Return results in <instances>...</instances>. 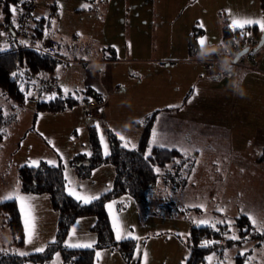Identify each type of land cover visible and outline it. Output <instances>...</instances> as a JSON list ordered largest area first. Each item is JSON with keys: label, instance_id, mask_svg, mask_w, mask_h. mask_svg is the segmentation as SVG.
<instances>
[{"label": "rangeland", "instance_id": "1", "mask_svg": "<svg viewBox=\"0 0 264 264\" xmlns=\"http://www.w3.org/2000/svg\"><path fill=\"white\" fill-rule=\"evenodd\" d=\"M35 1L39 9H44L41 8V6L39 7V4L46 5L50 8L57 5V14H53L49 17L50 20H48V24L45 26V33L56 42L54 46L63 56H69L72 59L83 57L87 55V53L94 52V49L96 50L97 47H99V42H106L108 45L112 44L115 46L114 48L111 47L110 50L115 52L119 59L112 63V68L124 92H120L119 94L122 96L117 101L111 103L113 115L111 116L110 114L107 118L103 117V120L98 123L100 125L99 130H97L96 127L94 128L97 135V142L100 145L103 155L104 148L100 142L101 135H103L105 142L109 146V152L111 150L110 134L115 135L119 139L116 133H120L126 140H130L137 145L146 116L152 114L150 111L152 104H149V89L152 87L157 91L161 89L165 91V88H167L166 80L169 82L168 88H172L179 79L178 75L180 74L178 70H176L174 66H170L174 69L165 68V65H168L165 64V62L157 63V61H155L148 64L131 60L130 58L144 59L146 56H149L151 52L152 56H155V58L171 55L174 51H167V49L177 48L181 50L183 46L186 45V41L183 39L185 38L187 40L188 32L195 33L194 35L199 38V36H203L202 31L204 29H206L207 36L204 35L203 37L206 38V44L209 45L207 47L208 49L211 48L210 42H216L215 36L220 34V32H217L219 29L217 28L216 30L218 24L219 26H222V24L225 25L227 22L230 24V21H232L234 17L243 18L241 16L242 13L244 18H264V15L258 8V0ZM82 5H89V7L85 8L82 7ZM12 6L14 5L11 4V7ZM152 7L155 8V10L153 9L155 13L156 9L163 11L162 14H156L157 19H149L142 13V11H151ZM16 8L18 9V7ZM37 8V13L40 11V13H44ZM11 17L14 18L15 16L12 15ZM225 18L227 19L225 20ZM3 21L4 13L1 12L0 9V22ZM52 21H55L54 25ZM139 22L143 23L140 25ZM201 23L204 25L203 28L199 26ZM12 26L17 32L16 21L15 23L12 22ZM248 26L251 27V31L246 32V34L254 38V43H257V51H255L259 52L258 50L261 46V42L264 39V31H261L257 24L246 25V27ZM255 26L256 29L254 32L252 30H254L253 28H255ZM151 28H155V36H151ZM138 29H144V37H142L139 32V35H137V50H135L133 44H130L131 48L134 49V53L130 52L131 55L126 56L127 48H129L127 46H129L128 44L130 43L129 37L131 35L132 42H135V32ZM30 33L27 38H23L25 41H28L31 37ZM77 33L80 35H77ZM15 38H17L15 41L16 43L22 40L19 33H16ZM151 39H153L152 42ZM165 41L173 44L168 47L165 45ZM151 44L152 46H150ZM218 45L221 48H219V50L227 46L224 43L221 45L218 43ZM106 47L108 46L99 48L101 52H106V54H108L110 50ZM165 47H167L166 50ZM103 49L105 51H103ZM210 52L213 51L209 49L207 53ZM224 53H228V51ZM98 54H100L99 50ZM250 58L252 62L254 56L251 55ZM161 61L163 60L161 59ZM231 61H227L228 64L226 63V65H236L229 63ZM61 65L60 62L56 68H59ZM77 66V73H79V67H82V64L77 62L64 64V70L66 72H71L74 81L78 80V77L75 76L76 71H74ZM79 76L80 78L82 77L81 73H79ZM22 86H24V83H22ZM28 92H31L33 95L25 101L24 105L18 107H12L6 99L2 98V100L0 98V108H2L3 112L5 114H14V121H11L5 127V139L2 142L3 149H5V151H10L11 148L17 150L13 154L15 157L10 160V165L8 164L6 166L7 163L6 161L4 162L6 166L5 169H3L2 163H0V178L3 176L1 179H3V185L5 186L4 189L0 187V198L17 186L13 165L16 162H25L32 165L31 161L34 160L39 163L43 161L47 164H49L48 161L54 160L57 165L61 166L65 181L64 190L67 194L69 182H71V187L73 189L84 195L100 196L110 190L112 184L110 187L106 188L103 182L97 183L100 178H102V180L107 178L105 171L97 172V167L111 165L110 162H102L91 168L89 173L84 176L78 175L76 166L73 164V160L76 159V162L81 166V170H85L87 166L80 158L74 155L79 152L84 155H87L89 152L91 153L90 132L92 130L89 128L91 121L82 119L81 105L76 104L73 107L71 106L69 110L63 114H59L61 116L58 117L56 113L49 114L44 111H38L41 114L38 115L37 122L34 124L33 113L34 111L35 113L37 112L34 108L36 107L35 101L37 99H48L52 94L39 93L38 88L36 89L32 86H29L25 94ZM76 120H78L80 124H78ZM139 121L143 122L139 123ZM18 142H20V144H18ZM120 144L123 145L121 140ZM176 160L180 161L179 158ZM65 162L67 163V170H65L64 167ZM225 162V158H222V156L218 157L217 167L219 170ZM108 169V171L111 170L110 168ZM162 171L165 172V170ZM66 174L68 176L67 180L65 179ZM191 176L192 175L189 174L187 179L180 185L176 184L177 182H173L172 180L174 178L171 176L159 179L158 183L161 185L155 186L150 196L143 201L133 199L128 193H122L117 197L106 200L105 205L112 201L117 202L113 208L114 213L120 218L125 230L132 232L133 235L139 237V239H123H131L134 241V248L129 257L124 256L117 248L106 246L99 247L95 244L93 246V264H144L143 253L145 251L148 253L147 264H184L190 252L185 240L189 234L190 228L193 225L197 226L194 221L201 219L210 220L212 222L218 220H231L233 221V228L231 231L228 229V235H231L233 232L239 235L238 232L240 230L234 225V217L239 213V210L241 212L242 209L247 211L246 216L252 215L258 220H264V213L260 215L250 210L255 208L261 209V205H254L255 208H252L249 206L243 207L244 205H239L238 203L235 205L225 204V201L222 200H219L221 203H218L216 200L206 201L203 195V192L205 193L206 191H200L198 193L200 195H197V199V188L194 194H191ZM218 176L220 177L221 175L217 174L212 177L217 178ZM173 185L176 188L180 187V190H175ZM182 188L187 189V193L184 194ZM153 194L154 196H152ZM179 194L181 196H179ZM234 196L236 199L238 198L236 193ZM72 197L75 198L74 196ZM156 200L158 203H156ZM234 200L235 199H232L231 201L235 202ZM246 201L250 202L248 198ZM16 203L19 205L17 201ZM199 204H203L204 208L190 206ZM105 209L112 227L111 216L109 215L108 209L106 207ZM217 209H223L224 211H218ZM42 215L43 213H40V216ZM56 215V221L58 222V213H56ZM82 217L76 218L69 226V230L73 229V227L76 228L75 236L71 238V242H87L94 239L97 243V233L92 227L95 225L96 216L86 215ZM21 219L23 221L22 216ZM42 220V224L39 226V237H33L32 243L29 244L25 243L26 236L24 234V245L17 246L12 243L10 231L2 224V218L0 217V251L15 252L17 254L24 252L28 254L37 252L35 249L38 247H43L45 250L48 244L47 242L56 239L57 225L56 231L52 234L53 239H48V241H46L47 239L45 240V236L42 233L45 232L47 225L44 219ZM34 221H36V219ZM77 221H79V223L80 221L83 222L79 224ZM220 225L223 226L224 229L228 228L227 223L217 224L216 228H219ZM69 230L66 234V236L69 237L68 241L70 240ZM113 235L115 238L114 230ZM50 236H48V238H50ZM43 239L45 241H43ZM255 240L256 239H254L250 245L247 243L244 245L224 247L221 251L211 252L207 257L213 256V253L215 254L211 264H220L221 261H223V264H234L235 255L243 251L247 254V261H249V264H264V249L262 248V243L255 246L254 244L257 243ZM65 242L64 239V246H66ZM97 252L101 253L99 260H97L96 257ZM57 253H59V260H57ZM22 264H63V258L60 251L57 250L53 252L50 258L29 260ZM207 264H209L208 260Z\"/></svg>", "mask_w": 264, "mask_h": 264}, {"label": "crops", "instance_id": "2", "mask_svg": "<svg viewBox=\"0 0 264 264\" xmlns=\"http://www.w3.org/2000/svg\"><path fill=\"white\" fill-rule=\"evenodd\" d=\"M33 1L37 8V2L35 0ZM40 6L44 9H37L42 10L44 13H40L41 11L37 13L35 8V15L45 14L50 9V7L46 5L39 4V7ZM56 7L57 5L54 6V9ZM258 8L264 15V11L259 4ZM153 9L155 10V8L152 7L151 11H142V13L149 19H157L156 16L162 14L163 11L156 9L155 13ZM241 16L244 18L243 13ZM226 19L227 18H225V20ZM1 23L2 22H0V26L2 25ZM142 23L143 22H139L140 25ZM230 24L227 22L228 26ZM223 26V24L222 26H219V24L216 26V30L218 28L219 31L217 32H220V34H216V42H210L211 48L207 49L209 45L205 44L203 49L206 53L209 49L216 53H223L222 55H218L215 63H204V56L200 54L201 48L198 44V40L201 36L197 38V50L193 54L189 52L187 36V40L185 38L183 39L186 41V45L183 46L181 50L177 48L167 49V47H165L167 51H174L171 55L155 58V56H152L151 52L150 55L146 56L144 59L134 57L130 59L148 64L155 61H157V63L165 62V64H168L165 65V68H172L170 66H174L180 74L178 75L179 79L176 81L177 83L174 84L172 88H168L169 82L166 80L167 88H165V91L162 89L157 91L152 87L149 89V104H152L150 108L152 114H149L153 117L149 143L152 140L153 129H155L157 141L151 146L164 145L163 147L176 148L182 153L181 160H183L181 162L179 161V165L174 166L169 163L165 167V170L171 173L169 176L174 178L172 181H176V184L180 185L187 179L188 175L191 174V194H194L197 188L196 196L200 195L198 194L200 191H206L205 193L203 192L206 201L216 200L218 203H221L219 200H222L225 201V204L235 205L238 203L239 205H244L243 207L249 206L252 208H255L254 205H261V209H250L254 213L257 212L261 215L264 213V39L261 42V46L258 50L259 52H256L257 43L248 50L249 52L247 51L248 54L250 53L249 55L254 56L252 62L251 60L246 62L248 65H226V63L222 62L224 59L223 56H225L224 52L229 50L232 41L224 42ZM143 31L144 29H138L135 32V42H132L131 35L129 37V44H133L135 50H137L138 47L137 35H139L140 32L141 36L144 37ZM155 32V28L150 29L151 36H155ZM187 34H189V32ZM204 35H206V29L203 30V36ZM21 41L25 40L22 39ZM21 41L19 43L14 42V45L19 47L18 45L22 44ZM152 41L153 39H151V42ZM165 42V45L168 47L173 44L168 41ZM218 43H220V45L224 43L227 46L219 50L220 47ZM110 45L106 42L98 43L99 47L108 46L106 47L108 50H110L111 47H115ZM150 46H152V44ZM8 47L9 43L3 42L0 45V49H2L0 51H5ZM99 47H97L96 50L94 49V52L87 53V55L75 59L69 56H63L55 47L56 53L58 54L57 56L61 58L62 65L59 67V72H57V68L55 69L53 77H44L58 87V89L56 88L52 93L59 94L60 96L71 95L75 98V103H73L72 107L76 104L81 105L83 120H86L84 117L83 105L87 101L84 97H88V99L91 98L98 102L95 118L87 119L91 121V124L89 123L90 129H94L96 124L103 120V117L107 118L110 114L111 116L113 115L111 103L117 101L122 96L119 94L120 92H124L112 68V63L119 59L117 58V54L114 52L112 57L111 50H107L109 53L106 54V52H101ZM98 50L100 54H98ZM103 51L105 50L103 49ZM130 52L134 53V49L131 47L127 48V54L125 53L126 56H130ZM161 59L163 61H161ZM71 62L82 64V67H79L81 78L79 73H77L78 66L74 69V71H76L75 76L78 77V80L75 81L71 72H66L64 70V64H69ZM57 77H59V79H57ZM36 82L40 85L42 80H36ZM61 86L69 88L70 93L66 95ZM32 87L38 88L39 93L45 94L41 85L38 86L33 84ZM89 88H92L95 94L90 95L85 91ZM77 97L82 99H78ZM0 98L6 99L10 105L14 107L13 101L10 99L11 102L9 98L3 94L1 89ZM34 108L37 110L36 107ZM70 108L71 106L58 111L44 112L49 114L56 113L58 117L61 116L59 114H63ZM38 111L36 113L34 111L33 113L34 124L37 122L38 115L41 114ZM78 120L76 121L80 124ZM4 139L5 135L0 139V163H2L3 169H5L8 164L10 165V160L15 157L13 154L17 151L15 149L13 150V148H11L10 151H5L2 145ZM18 144H20V142H18ZM219 156L226 159V162L220 167V170L217 167V159ZM5 161L7 163L6 166L4 164ZM197 161H199V163H197ZM205 164L208 165L206 166ZM20 165L29 164L25 162H16L13 165L16 181L17 168ZM111 165L97 167V172L105 171L107 174L105 180L100 178L97 182H103L106 188L113 184L115 177V169L114 166ZM185 165H187V167H185ZM108 168L111 170L108 171ZM193 169H195V172H193ZM160 172L161 170L159 173ZM217 174L221 176L217 178L212 177ZM1 178L0 187L4 189L5 186ZM160 185L161 184L157 182L156 186ZM174 188L175 190H180V187ZM182 190L184 194L187 193V189L182 188ZM19 192L21 195H31L35 198L28 201L32 209L31 214L34 220L36 219V221H34L35 231L33 237H39V226L42 224V219H44L47 228L42 234L45 236V240L47 239L46 241H48V239H53L52 234L56 231L57 225V211L51 207L49 195L47 193H26L20 190ZM235 193L238 195L237 199L234 196ZM149 196L150 194L148 197ZM152 196H154V194ZM179 196L181 195L179 194ZM247 198L250 202L246 201ZM232 199H235V202L231 201ZM156 203H158L157 200ZM17 206L19 208V205ZM40 213H43V215L40 216ZM239 214L247 215V211L242 209L241 212L239 210L237 215ZM21 222L24 229V222L22 219ZM81 222L83 221H80L79 224H81ZM71 232L72 229L69 230V234ZM48 236H50V238H48ZM68 238L69 237L66 236L65 241H68ZM45 240L43 239V241ZM252 241L253 240L245 241L241 245L247 243L250 245ZM260 243H262L261 245L264 249V241ZM254 245L256 246L257 244L255 243Z\"/></svg>", "mask_w": 264, "mask_h": 264}, {"label": "trees", "instance_id": "3", "mask_svg": "<svg viewBox=\"0 0 264 264\" xmlns=\"http://www.w3.org/2000/svg\"><path fill=\"white\" fill-rule=\"evenodd\" d=\"M27 1L29 0H0V9L4 13V21L1 24L8 25L13 29L12 22L16 21L18 14L21 13ZM258 2L264 11V0H258ZM11 4L18 7L14 18L11 17L12 14L9 11ZM56 11V8L54 9V6H52L45 14L33 15L31 24L28 25L27 29V32H31L32 35L30 42L34 39L37 43H41L48 37L45 33V26L48 24V20H50L49 17L57 14ZM36 17H40V19H36ZM250 29L251 27L248 26L244 27L243 30L239 28L233 30L225 24L222 29L223 40L224 42H230L251 31ZM253 29L255 30V28ZM194 34L191 32L188 34L190 54H193L197 50V36ZM53 49L54 55L33 47H19L13 51H0V89L5 96L13 101L14 107L24 105L25 92L29 88V83L25 81L24 86H22V82L18 81L17 76L14 78L11 74L16 72L18 75L23 72L27 79H33L34 81H44L45 76L53 77L55 68L61 62V58L57 56L55 46ZM111 53L113 57L114 52L111 51ZM21 87H23L24 91H21ZM56 88L58 89V87ZM85 91L90 95L95 94L92 88ZM84 98L89 100L88 97ZM73 103H75L73 96H60L56 94L55 99L37 100L36 109L37 111H58L72 106ZM12 114H5L0 108V139L5 135L6 125L14 121V114ZM152 120V115L146 116L143 130L135 149L123 147L120 144V140L115 135L110 134L111 150L108 156L102 154L100 145L97 142V135L94 129L91 128V156L80 152L74 155L80 158L87 166L85 170H81V166L76 162V159L73 160L76 172L80 176L87 175L91 168L105 161L110 162L115 169V177L111 189L100 195V198L91 204L84 205L65 192V181L61 166L57 165L53 167L43 161L38 166L20 165L17 168L19 190L26 193H47L49 195L51 205L58 213L57 235L54 242H49L43 252L20 255L15 252L0 251V264H22L29 260L50 258L53 252L57 250L61 253L63 264H93V247L70 248L63 244L71 223L76 218L86 215L96 216L95 225L92 226L98 237L96 246L117 248L124 256H131L134 241L131 239L117 241L114 238L110 220L105 209L106 200L117 197L122 193L130 194L137 201L145 200L157 185L158 180L171 174L168 170H165V167L169 163L174 166L179 165L183 160H181L182 153L178 149L161 146H151V155L145 159L149 147ZM177 158L180 159L179 163H176ZM156 168H159L161 172L157 173L155 171ZM162 170H165V172ZM0 217L2 218V224L10 231L12 243L17 246L23 245L24 229L15 200L0 203ZM234 219V225L240 230L238 232L239 235L242 234L244 228L248 229L246 239L239 241L227 240L224 233L228 232V228L224 229L221 225L215 229L207 225H193L185 240L190 252L184 264H207L206 258L213 251H221L224 247L241 245L245 241L254 239H256L257 245L264 241V236H261L252 228L251 222L245 214H239ZM204 240L219 241V243L201 247V243ZM246 260V253L244 255L238 253L235 255L234 264H245Z\"/></svg>", "mask_w": 264, "mask_h": 264}, {"label": "snow or ice", "instance_id": "4", "mask_svg": "<svg viewBox=\"0 0 264 264\" xmlns=\"http://www.w3.org/2000/svg\"><path fill=\"white\" fill-rule=\"evenodd\" d=\"M82 7H89V5H82ZM9 11L11 12V14L13 16H15L17 14L18 9L15 6H12ZM36 19H40V17H36ZM13 23H15V21H13ZM52 24H55V21H52ZM252 24H257L259 25L261 31H264V18L261 19H250V18H233L231 21V24L229 25L230 28H232L233 30L239 28L241 30L244 29V27L246 25H252ZM201 28L204 27L203 23H201L199 25ZM47 34V33H46ZM4 35V33H0V36ZM77 35H80L79 33H77ZM21 43H26L25 41H21ZM198 44L200 45L201 48V55L205 56L208 55V53L204 52V46L206 44V38L201 36L198 40ZM39 47V45L37 46ZM129 47H131V45L129 44ZM2 50V49H0ZM103 70V69H101ZM230 71V70H229ZM57 72H59V68H57ZM20 75H23V72L19 73ZM14 78L17 76L16 72H13L11 74ZM57 79H59V77H57ZM63 87V86H62ZM21 91H24L23 87H21ZM63 92L67 95L70 93V89L67 87H63ZM33 94L31 92L26 93L25 95V101H27V99L29 97H31ZM49 99H55L56 98V94L53 93L50 97H48ZM78 99H82L80 97H77ZM91 99V98H89ZM178 107V106H177ZM143 121H139V123H142ZM97 130L100 129V125L97 124L96 125ZM79 131V130H78ZM116 135L119 137V139L123 142V147L125 148H129L131 146L132 149L136 148V145L134 143H132V141L130 140H126V138L121 135L120 133H116ZM157 141V133L156 130L153 129L152 132V140L149 143V147H148V151L147 154L145 156V159L148 158V156L151 155L152 152V144H155ZM100 142L103 145L104 148V155L108 156L110 155L109 152V146L108 144L105 142V139L103 137V135H101L100 137ZM161 147H163L164 145H160ZM87 155L91 156V153H87ZM62 158V157H61ZM33 166H38L39 162L38 161H31ZM48 163L50 165H52L53 167L57 166L56 161L54 160H50L48 161ZM176 163H179V161H176ZM197 163H199V161H197ZM65 170H67V163L65 162ZM185 167H187V165H185ZM155 171L157 173H159L160 169L156 168ZM193 172H195V169H193ZM65 179H68L67 174L65 175ZM67 191L68 194L70 196H74L75 199L79 202H82L84 205H88L91 204L93 201L98 200L100 197L98 195H84L79 193L78 191H76L75 189H73L71 187V182H69V185L67 186ZM35 199L34 197H32L31 195L25 196V195H21L19 192V181H17V186L10 192H8L6 195H4L2 198H0V203H3L4 201H9V200H15L19 203V210L21 213V216L23 217V222H24V231H25V243H32L33 240V236H34V231H35V225H34V217L32 216V209L31 206L28 204V201H31ZM116 201H112L111 203H108L107 205H105V207L108 209L109 215L111 216V220H112V228L115 232V238L117 241H121L125 238H131V239H139V237L134 236L132 232L130 231H126L120 218L114 213L113 208L114 205L116 204ZM191 207H199V208H204L203 204H199V205H190ZM218 211H224L223 209H217ZM248 219L251 221V226L252 228L257 231L261 236H264V220H258L257 218H255L252 215L248 216ZM77 223H79V221H77ZM194 223L197 224V226L200 225H207L209 227L212 228H216L217 224L220 223H227L228 229L229 231L232 230L233 228V221L228 220V221H224V220H218L215 222H212L210 220H206V219H201V220H197L194 221ZM218 230V229H217ZM76 233V228L73 227L72 232L69 234L70 235V240L66 241V246L70 247V248H92L95 244L96 241L94 239L89 240L87 242H76V243H72L71 242V238L75 236ZM247 233H248V229L244 228L243 232L241 235H237L235 234V232H233L231 235H228V233H224L225 237L227 240L230 241H239L241 239H246L247 238ZM54 242V241H53ZM219 243V241H209V240H204L201 243V247H207L210 244H217ZM37 252H43L44 248L43 247H38L35 249ZM27 253H20V255H26ZM240 255H244V252L241 251L239 253ZM214 253L213 256H209L206 259L209 261V264H211L213 257H214ZM101 253L97 252L96 253V257L97 260L100 259ZM144 256V264H147V257H148V253L147 251H145L143 253ZM57 260H59V253H57ZM220 264H223V261L220 262ZM245 264H249V261L246 260Z\"/></svg>", "mask_w": 264, "mask_h": 264}, {"label": "built area", "instance_id": "5", "mask_svg": "<svg viewBox=\"0 0 264 264\" xmlns=\"http://www.w3.org/2000/svg\"><path fill=\"white\" fill-rule=\"evenodd\" d=\"M35 2L33 0H29L27 1L25 7L23 8V10L21 11L20 14H18V18L16 19V23H17V32L15 30V28L13 27V29L11 27H9L8 25H1L0 26V33H4V35L0 36V45L4 42V43H9V47L7 48V50L5 51H13L16 50L17 48H23V47H33L36 48L38 50H41L45 53L48 54H55L54 53V49H53V45H54V40H52L51 38L47 37L45 38L41 43H37L36 40L33 39L32 42L31 38L32 35L31 33L28 31V25H30L31 19H32V15L34 14L35 11ZM26 28V29H25ZM16 33H19V35L21 36V38H27V36L31 35V38H29L28 41H25L26 43H22L21 45H19V47H16L14 45V42L17 38H15ZM254 38L250 35H247L246 33L241 35L239 38H236L232 41L231 46L229 47L228 53H224L225 56L223 59V63H227V61H231L233 59V57L244 47H247L248 50L254 45ZM39 45V47H37ZM249 52V51H248ZM248 52H246V54L241 55L238 60L236 62H229L231 64H238L240 66H246L248 64H246V62L249 60H251L250 56L248 54ZM221 54V52H210L208 53V55L203 57V61L204 63H209V62H216V59L218 57V55ZM223 54V53H222ZM221 54V55H222ZM228 64V63H227ZM17 79L18 81L24 83L25 81H28L29 86L31 85H38L42 87V89L45 91V94H53L52 92L54 90H56V86L53 84V82H51L48 79H44V81H42V83L39 85L36 81L27 79L26 75L23 73V75L18 74L17 75ZM98 109V102L93 100V99H89L87 100L84 105H83V110H84V117L86 119H93L96 116V112Z\"/></svg>", "mask_w": 264, "mask_h": 264}, {"label": "water", "instance_id": "6", "mask_svg": "<svg viewBox=\"0 0 264 264\" xmlns=\"http://www.w3.org/2000/svg\"><path fill=\"white\" fill-rule=\"evenodd\" d=\"M248 51L247 47H244L243 49H241L232 59V62H236L238 60V58L243 55L244 53H246Z\"/></svg>", "mask_w": 264, "mask_h": 264}]
</instances>
